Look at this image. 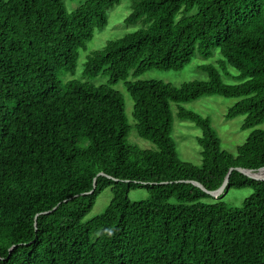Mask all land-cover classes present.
Instances as JSON below:
<instances>
[{
  "label": "trees",
  "instance_id": "16d2710c",
  "mask_svg": "<svg viewBox=\"0 0 264 264\" xmlns=\"http://www.w3.org/2000/svg\"><path fill=\"white\" fill-rule=\"evenodd\" d=\"M120 2L85 0L69 12L63 0H0V264H264V181L231 173L223 194L254 190L241 208L205 202L212 196L190 183L216 191L231 168H264V130L234 157L209 118L182 106L237 98L227 119L244 116L243 130L264 123V0H132L126 23L147 28L85 63L86 79L103 74L108 84L63 82ZM215 48L238 84H225L211 65L202 66L208 81L181 86L128 80L181 71ZM121 81L133 126L113 88ZM171 104L202 130L201 165L176 155ZM132 129L157 149L128 146ZM106 189L108 208L84 221ZM137 189L149 199L131 201Z\"/></svg>",
  "mask_w": 264,
  "mask_h": 264
},
{
  "label": "rangeland",
  "instance_id": "374dc122",
  "mask_svg": "<svg viewBox=\"0 0 264 264\" xmlns=\"http://www.w3.org/2000/svg\"><path fill=\"white\" fill-rule=\"evenodd\" d=\"M67 10L72 12L81 6L85 0H63ZM132 0H121L120 4L110 8L107 12L108 24L103 29H96L94 38L87 43L85 49L79 51L76 70L73 73L66 72L60 75L63 82L77 80L89 82L95 86L108 84L109 78L103 74L98 75L93 79L84 77L85 63L89 54L96 50H101L104 46L113 40L122 38L126 34L135 32L139 29L147 28L142 21L136 24L126 23V19L131 13ZM196 10L193 11L194 14ZM204 65L213 66L219 73L221 80L227 85L238 84L235 76L237 70L233 68L223 58L218 48L213 50L212 56L203 58L198 53L193 57L191 63L181 71H148L139 77L128 80L140 81H160L169 83L174 86H181L184 83L193 81H208L209 75L202 69ZM114 90L119 92L124 100L125 117L129 125L133 126V111L134 101L125 88L124 82L121 81L113 86ZM240 99L226 98L224 96H204L195 101L183 103L182 106L186 110L196 112L204 117L209 118L213 129L221 141V148L234 157L237 155V148L243 145L250 137L254 130H264V123L257 126L255 129L243 130L244 116L234 119L225 117L228 110L234 106ZM173 112V131L171 139L175 146V152L180 161L192 165H201L202 156L201 148L198 144V139L202 136V130L188 120H181L177 116L178 106L171 104ZM128 146L138 151L156 150V146L147 140L140 138L137 132L132 129L126 138ZM254 195V190L251 188L231 189L219 197H211L205 202L209 203H225L233 208H241L244 202ZM113 195L110 189L104 190L98 197L92 211L86 216L84 221H89L102 213L110 205ZM129 199L133 202L145 201L149 199V193L146 189H137L129 193ZM173 202V200L171 201Z\"/></svg>",
  "mask_w": 264,
  "mask_h": 264
},
{
  "label": "water",
  "instance_id": "95a60500",
  "mask_svg": "<svg viewBox=\"0 0 264 264\" xmlns=\"http://www.w3.org/2000/svg\"><path fill=\"white\" fill-rule=\"evenodd\" d=\"M234 170L244 174L245 176H247L251 179L258 180V181H264V175L262 177L255 176V173L264 172V168L258 169L257 171H253V170L245 169V168H231L229 170L226 178H225L223 185L216 191H208L202 184L195 182V181L190 182V183H192L196 187L200 188L201 190H203L205 193H207L208 195H210L212 197H219L220 195H222L224 193V191H225V189L229 183L230 175ZM95 188H96V181H94V189Z\"/></svg>",
  "mask_w": 264,
  "mask_h": 264
},
{
  "label": "bare ground",
  "instance_id": "6f19581e",
  "mask_svg": "<svg viewBox=\"0 0 264 264\" xmlns=\"http://www.w3.org/2000/svg\"><path fill=\"white\" fill-rule=\"evenodd\" d=\"M264 175V172L255 173V176L262 177Z\"/></svg>",
  "mask_w": 264,
  "mask_h": 264
}]
</instances>
